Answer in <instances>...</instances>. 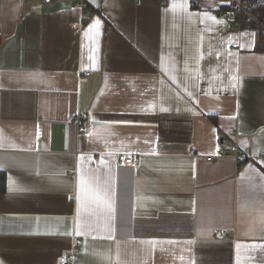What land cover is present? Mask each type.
<instances>
[{
  "label": "crops",
  "instance_id": "crops-1",
  "mask_svg": "<svg viewBox=\"0 0 264 264\" xmlns=\"http://www.w3.org/2000/svg\"><path fill=\"white\" fill-rule=\"evenodd\" d=\"M83 1L0 0V264L76 239L74 264H264V160H207L264 151L262 30L226 0Z\"/></svg>",
  "mask_w": 264,
  "mask_h": 264
},
{
  "label": "built area",
  "instance_id": "built-area-1",
  "mask_svg": "<svg viewBox=\"0 0 264 264\" xmlns=\"http://www.w3.org/2000/svg\"><path fill=\"white\" fill-rule=\"evenodd\" d=\"M25 1V0H22ZM49 1V0H46ZM75 6L81 10L85 15L89 12L87 3L83 0H74ZM139 3L140 0H134ZM165 2L166 0H161ZM193 5H196L199 0H190ZM264 7V0H226L225 9L222 10L221 16L225 23L229 25H239L242 21L253 22L264 33V22L259 20L254 11ZM89 74L86 73V76ZM85 113L77 112L76 114L68 116V122L76 126L78 134L86 131ZM229 136L234 135V131L228 132ZM220 149L213 157L207 158L212 160L215 158H229L233 159L238 164H243L251 160H264V151L254 154L250 148L240 145L238 142H225L223 138L217 139ZM194 153L191 151V154ZM120 165L134 168L138 165L139 160L133 154H120L118 155ZM79 241L72 240L69 249L58 257V264H74L73 255L79 250Z\"/></svg>",
  "mask_w": 264,
  "mask_h": 264
},
{
  "label": "trees",
  "instance_id": "trees-1",
  "mask_svg": "<svg viewBox=\"0 0 264 264\" xmlns=\"http://www.w3.org/2000/svg\"><path fill=\"white\" fill-rule=\"evenodd\" d=\"M254 12L257 15V17H259V19L264 22V7L260 8V9H256V11H254ZM0 183L1 184L3 183L2 177L0 178Z\"/></svg>",
  "mask_w": 264,
  "mask_h": 264
},
{
  "label": "snow or ice",
  "instance_id": "snow-or-ice-1",
  "mask_svg": "<svg viewBox=\"0 0 264 264\" xmlns=\"http://www.w3.org/2000/svg\"><path fill=\"white\" fill-rule=\"evenodd\" d=\"M174 7H175V5H174ZM99 25H100V21H99V19H96L95 22H94V24H93L91 27H98ZM84 183H85V181L82 179V180H81V184H82V186L84 185ZM77 234H79V233H77ZM238 247H239V245H238ZM251 247H253V248H255V247H261V248H264V245H259V246H257V245H253V246H251Z\"/></svg>",
  "mask_w": 264,
  "mask_h": 264
}]
</instances>
